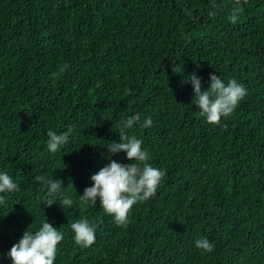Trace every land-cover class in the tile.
<instances>
[{"label":"trees","instance_id":"1","mask_svg":"<svg viewBox=\"0 0 264 264\" xmlns=\"http://www.w3.org/2000/svg\"><path fill=\"white\" fill-rule=\"evenodd\" d=\"M234 2L0 0V172L20 187L0 194V264H12L11 247L44 219L63 234L54 264H264V0H247L231 23ZM193 73L202 91L216 74L247 95L210 125ZM132 116L127 135L166 175L117 226L99 201L90 207L79 196ZM69 128L49 153L47 132ZM125 155L111 159L128 164ZM39 175L60 179L73 206L47 197ZM84 218L97 225L87 249L71 229ZM201 237L211 253L196 249Z\"/></svg>","mask_w":264,"mask_h":264},{"label":"clouds","instance_id":"2","mask_svg":"<svg viewBox=\"0 0 264 264\" xmlns=\"http://www.w3.org/2000/svg\"><path fill=\"white\" fill-rule=\"evenodd\" d=\"M246 3L247 0H235L229 17L231 23L237 22L238 16L243 12V4ZM209 15L215 16V12H210ZM63 70L62 68L61 72ZM188 82L191 83L200 115L210 125H218L221 118L230 117L247 95V89L235 79L225 83L216 74L209 76V87L205 91H202L201 78L196 74H191ZM138 119V116H132L120 126L119 142H112L107 148L110 154L109 163L90 177L92 186L85 188L83 195L79 196L81 203L86 206H95L99 201L103 211L113 217L117 226L127 225L129 212L135 204L155 196L166 175V170L155 168L148 163L150 156L147 150L142 149L143 141L127 135L126 130L132 128ZM152 123L151 117H148L144 120L143 127H151ZM71 132L72 128L61 134L50 129L46 142L48 152L55 154L60 151L68 142ZM119 153H125V159L130 163L122 164L111 159V156ZM35 179L47 187V197L59 198L62 208L70 209L73 206L72 198L64 194L60 179H49L43 175L36 176ZM19 190V185L9 174L0 172V194ZM54 203L55 201L49 198H44L41 202L46 206ZM5 204L6 196L0 195V205ZM96 228L97 225L86 218L72 223L75 244L85 249L92 246L96 240ZM62 239L63 234L44 219L39 230L34 233L28 230L24 232L19 242L11 247L8 257L12 264H54L57 245ZM195 247L204 253L214 250V245L205 237L197 239Z\"/></svg>","mask_w":264,"mask_h":264}]
</instances>
